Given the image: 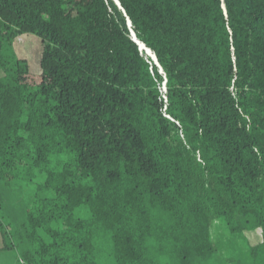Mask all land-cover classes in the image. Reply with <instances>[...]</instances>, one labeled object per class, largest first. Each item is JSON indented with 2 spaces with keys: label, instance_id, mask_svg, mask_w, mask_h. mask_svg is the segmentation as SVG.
I'll list each match as a JSON object with an SVG mask.
<instances>
[{
  "label": "trees",
  "instance_id": "trees-1",
  "mask_svg": "<svg viewBox=\"0 0 264 264\" xmlns=\"http://www.w3.org/2000/svg\"><path fill=\"white\" fill-rule=\"evenodd\" d=\"M118 1L0 0V250L209 264L223 228L264 264V0ZM40 177L8 222L7 191Z\"/></svg>",
  "mask_w": 264,
  "mask_h": 264
},
{
  "label": "rangeland",
  "instance_id": "rangeland-1",
  "mask_svg": "<svg viewBox=\"0 0 264 264\" xmlns=\"http://www.w3.org/2000/svg\"><path fill=\"white\" fill-rule=\"evenodd\" d=\"M42 48L43 40L33 34H23L16 40L14 45L16 54L27 60L30 73L35 78H38L41 73ZM40 180L41 177L33 184L21 181L17 186L7 191L5 207L7 213L11 215L8 222L16 223V221H22L25 217V210L29 204L31 195ZM12 226L14 225L10 224L8 229H11ZM217 236L222 243L223 249L219 254V260L209 264H261L259 261L254 260L252 256H249V252L245 251V248L248 249V246L242 238L234 237V240L230 243L227 233L223 228L220 229ZM247 237L251 241V236L247 235ZM0 264H23L18 249L0 250Z\"/></svg>",
  "mask_w": 264,
  "mask_h": 264
},
{
  "label": "water",
  "instance_id": "water-1",
  "mask_svg": "<svg viewBox=\"0 0 264 264\" xmlns=\"http://www.w3.org/2000/svg\"><path fill=\"white\" fill-rule=\"evenodd\" d=\"M119 6H120V3H119V1L118 0H114ZM129 25H131V22L129 21ZM133 35H134V32H133ZM139 43V45H140V47H141V49H145L146 50V52L155 60V62L158 64V62H157V58H156V56L152 53V51L150 50V49H147L146 47H145V45L144 44H142V43H140V42H138Z\"/></svg>",
  "mask_w": 264,
  "mask_h": 264
}]
</instances>
